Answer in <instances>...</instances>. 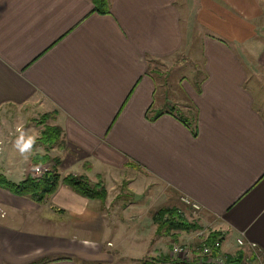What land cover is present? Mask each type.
Instances as JSON below:
<instances>
[{"label": "crops", "instance_id": "0c3cea01", "mask_svg": "<svg viewBox=\"0 0 264 264\" xmlns=\"http://www.w3.org/2000/svg\"><path fill=\"white\" fill-rule=\"evenodd\" d=\"M107 1L99 13L92 0H0V113L26 126L9 141L0 132V174H32L45 152L29 145L43 127L28 121L54 112L64 144L41 165L107 189L101 202L60 182L36 203L0 187V264L169 259L146 238L148 215L181 207L180 195L201 205V229L176 241L216 230L225 254L255 243L264 259V0ZM184 51L198 52L202 74L167 93L153 64ZM118 176L133 200L111 206Z\"/></svg>", "mask_w": 264, "mask_h": 264}, {"label": "trees", "instance_id": "16d2710c", "mask_svg": "<svg viewBox=\"0 0 264 264\" xmlns=\"http://www.w3.org/2000/svg\"><path fill=\"white\" fill-rule=\"evenodd\" d=\"M92 1L96 12H109L107 0ZM38 122L44 123L43 119ZM62 144H64V142L61 128L57 125H43L39 135L29 143V145L33 147L42 146L45 152L44 155H34L32 158L33 164H43L50 161L47 152L52 148L61 147ZM60 182L80 196L89 199H98L101 202L105 201L106 190L102 183L99 181L91 182L84 176H73L69 174L60 178L56 171L52 169L51 171H45L40 177L28 175L24 180L15 183L9 181L0 174L1 188L6 189L13 195L27 197L36 203L43 202L49 195L53 194ZM152 220L156 224V233H162L163 236H168L173 241H176L182 232L189 233L201 229V225L198 221H188L183 215L177 212L176 207H161L157 209L153 213ZM219 235L218 231L211 230L207 233L205 241L208 243H212L218 239L222 241L223 237ZM242 257H244V252L240 248L236 255L226 254L225 264H241ZM168 260L166 256H161L151 258L149 261H144V264H166Z\"/></svg>", "mask_w": 264, "mask_h": 264}, {"label": "rangeland", "instance_id": "374dc122", "mask_svg": "<svg viewBox=\"0 0 264 264\" xmlns=\"http://www.w3.org/2000/svg\"><path fill=\"white\" fill-rule=\"evenodd\" d=\"M177 4L178 3H175V5H177ZM180 7H181L182 11L185 10V8H186V7H182V6H180ZM262 19L264 22V18H262ZM263 29H264V26H263ZM260 35H261V37H264V30H263V33ZM195 36H196V33L191 32V41H193ZM196 42L197 41L195 40L193 42V45L191 43V46L195 47L197 45ZM193 53H194V51H193ZM193 53L191 51L189 54H187V51H184V54L182 56L177 55L176 57H173L171 60L157 61L156 63L154 62L153 68L157 70V73H158V76H160V79H161V77H163V80H162L163 86L167 87V91H166L167 93H171L172 90H175V89H180L181 85L178 83L179 78H183L185 76V77H187L186 79L188 81H191L192 77H194V76L196 77L198 74H202L201 62H200V60H197V58L199 57V55L197 54L198 52L196 54L195 53L193 54ZM260 72H261V74L263 73L262 74V77H263L264 71H260ZM260 72H258V73H260ZM166 87H165V90H166ZM262 91L264 92L263 89H262ZM54 115H55L54 112L49 113V114H45V115H40L39 117H37V119H35V121L31 120L28 122L31 123L30 125L32 127L34 126V133H37L39 130L37 127L38 125H39V128L41 125H42V127H43V125H46V124L52 125V124H50V120L51 121L53 120ZM18 117H20V114H19V116H16L14 111H11L10 113H6L5 111H2L0 113V127H1L0 132H1V138L3 140L7 139L6 137H9L8 141L10 139H12L13 137L14 138L17 137L18 133L21 132V130L25 129L26 126H22V124L19 123V122H25V121L23 120V118L20 119ZM18 119H20V120H18ZM42 119H43L44 123H39L38 121H40ZM14 122L19 123V126L15 125V127H12ZM28 122H26V123L28 124ZM51 123H53V122H51ZM7 127H11V128L6 129ZM37 135H39V134H37ZM4 145H5V142H4ZM37 147H39V146H37ZM2 148H3V144H2V141L0 140V153H2V151H3ZM40 148L42 149V146H40ZM38 165H41V164H35L31 169H33L34 167H36ZM45 166L47 167L48 171H51L54 168V166L51 167V165H48V164ZM53 170L56 171L55 169H53ZM28 175L35 177L34 175H32L30 173ZM36 177H40V176H36ZM99 182H101V181H99ZM110 185H111L110 190L112 192V197H113L111 206H117V204H119L120 206H123L128 201L133 200V195L131 193H129V190H128L129 186H131L130 179L128 177L121 178L120 176H118V178L114 179L113 182L108 184V186H110ZM105 190H106V197H107V189H105ZM105 200H106V198H105ZM137 202H139V201H137ZM173 207H175V206H173ZM178 207L179 206H176V208H178ZM157 209H159V208H157ZM157 209L153 210L148 215V217L151 219L154 226L151 227V231H148V234H147L148 236L146 238H148L150 236L149 232H151V234L153 233L155 239L156 240L160 239L161 244H164V245L166 244L169 247V251H170V246L172 243L171 238L168 236H163L162 233H159V234L156 233V224L153 222L152 216H153V213ZM147 212H148V210H147ZM184 213H186V214H184ZM184 213H183L184 214L183 216L188 221H196L197 220V218L194 216V214L191 213L189 210L184 211ZM0 216H2L1 210H0ZM132 237L133 236H130V238H128V239L130 240ZM127 241H123V246L125 248V251L133 246L132 242L129 243ZM237 253L238 252L236 251L232 255H236ZM252 253L253 252H251V255H249L250 253L247 255L245 254L244 257H242L241 264H264L263 257L260 256L259 258H257L255 256H253ZM150 259H151L150 257H146V258L143 257L141 259H132V258L127 257L125 259H121L120 264H144L145 263L144 261H149ZM77 263L80 264L81 261L77 260ZM103 264H107V263H103Z\"/></svg>", "mask_w": 264, "mask_h": 264}, {"label": "built area", "instance_id": "2783aa9c", "mask_svg": "<svg viewBox=\"0 0 264 264\" xmlns=\"http://www.w3.org/2000/svg\"><path fill=\"white\" fill-rule=\"evenodd\" d=\"M45 171H47L45 165H38L32 169V175L41 176ZM178 201L181 205L177 208L179 214L184 215L186 214L184 211L189 210L197 219L200 217L202 207L198 202L186 195H180ZM205 232L206 230L196 233L197 237L200 238L196 244L172 241L169 251L170 257L166 264H225L226 254L221 250L222 241L218 239L208 243L205 241L207 235L204 234ZM219 234L220 237L223 236V233L219 232ZM244 244L245 241L242 238L237 239L236 245L238 247H243ZM248 244L253 250V256L262 257V250L255 243Z\"/></svg>", "mask_w": 264, "mask_h": 264}]
</instances>
